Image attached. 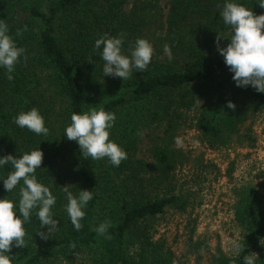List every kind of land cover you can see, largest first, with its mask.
Returning a JSON list of instances; mask_svg holds the SVG:
<instances>
[{
  "label": "trees",
  "instance_id": "1",
  "mask_svg": "<svg viewBox=\"0 0 264 264\" xmlns=\"http://www.w3.org/2000/svg\"><path fill=\"white\" fill-rule=\"evenodd\" d=\"M163 1L0 0V21L27 57L16 65L13 80L0 68V156L19 157L40 147L44 156L36 176L56 195L53 212L59 221L57 232L44 240L36 233L47 232V227L40 228L33 216L27 247H12L13 264H178L171 248L153 238L150 224L169 209L184 210V196L170 186L165 194H156L146 177L151 175L158 185L170 184L183 163L173 141L192 113L199 115L197 127L210 148H227L234 137L254 143L252 127L246 126L264 116V93L237 87L218 51V32L225 38L219 47H226L231 36L219 15L224 0H171L168 15ZM238 2L264 14L256 0ZM121 33L125 54L137 38L147 39L154 49L147 70L134 71L126 80L103 76L102 49H94L101 36ZM165 44L171 60L163 51ZM56 99L63 113L55 111ZM228 101L236 104L235 110L226 107ZM33 107L45 119L47 136L14 123L20 112ZM92 108L116 114L110 139L127 152L119 167L107 158L82 156L78 144L63 136L73 112ZM161 128L164 137L152 151L154 162L140 160L143 133ZM69 158L72 172L66 167ZM11 170L10 165L0 169V179ZM64 186L74 194L80 189L93 193L79 231L65 211ZM19 187L7 192L0 180V198L18 201ZM235 194V220L242 229L238 246L244 251L237 249L231 257L220 254L213 264H244L248 254L254 255L255 264H264V201L251 183ZM104 221L108 231L98 235L95 228Z\"/></svg>",
  "mask_w": 264,
  "mask_h": 264
},
{
  "label": "clouds",
  "instance_id": "2",
  "mask_svg": "<svg viewBox=\"0 0 264 264\" xmlns=\"http://www.w3.org/2000/svg\"><path fill=\"white\" fill-rule=\"evenodd\" d=\"M259 7L264 8V0H256ZM223 23L231 30L230 41L226 47H219V41L224 38L217 35V46L220 55L237 87L251 86L259 93H264V14L256 15L252 8L239 3L238 0H224L219 13ZM22 30H17L20 36ZM225 39V38H224ZM125 34L109 36L105 34L95 40L94 49H102L100 57L104 61L103 76L131 78L133 72H145L151 63L154 49L150 41L137 38L130 54L123 52ZM169 60L172 51L168 44L163 47ZM26 49L18 46L15 38L9 32V26L0 21V68L6 70L8 80H13L16 65L23 57L26 59ZM226 107L235 110L236 104L228 101ZM116 114L105 111L103 108H92L81 113L73 112L71 122L64 129L63 136L69 141H75L82 156L93 160L107 158L114 167H119L127 159L126 150L113 139H110V130L114 128ZM14 123L20 128H27L36 135L47 136L49 128L39 109L33 107L28 111L20 112ZM138 135L142 133L138 132ZM177 147L183 146L181 137L175 138ZM43 152L33 149L24 152L19 157L12 154L0 156V169L6 165L11 171L3 181L5 191L12 192L18 185L19 199L0 198V264H13L10 256L12 247H27L25 236L27 225L35 216L40 222V228L47 227V232L38 231L42 239L47 240L58 230L59 221L55 219L53 208L57 197L49 186L40 182L36 170L41 169ZM65 199V211L76 231L82 227L81 221L86 215V207L93 199L90 190L80 189L76 194L69 190V186L62 188ZM109 228V222L104 221L95 228L98 235H104ZM13 242H15L13 244ZM264 245V240H261ZM238 251L244 249L237 246ZM255 254V253H254ZM244 264H255L253 254L243 257Z\"/></svg>",
  "mask_w": 264,
  "mask_h": 264
},
{
  "label": "rangeland",
  "instance_id": "3",
  "mask_svg": "<svg viewBox=\"0 0 264 264\" xmlns=\"http://www.w3.org/2000/svg\"><path fill=\"white\" fill-rule=\"evenodd\" d=\"M170 1L162 2L166 15ZM61 103L56 99V112L63 113ZM196 116L197 112L192 113L176 135L183 139V146L173 141L174 149L183 153V163L173 172L170 184L158 185L151 175L146 177L147 187L156 194H165L170 186L184 196V210L169 209L150 224L153 238L171 248L178 264H213L220 254L231 257L236 253L242 240V229L235 220V191L240 186L253 184L264 201V116L246 126L252 127L253 144L234 137L222 149L210 148L203 141ZM163 137V128L144 132L138 158L152 164V151ZM66 167L72 172L74 161L69 158Z\"/></svg>",
  "mask_w": 264,
  "mask_h": 264
}]
</instances>
